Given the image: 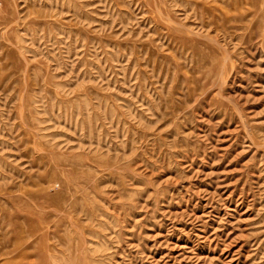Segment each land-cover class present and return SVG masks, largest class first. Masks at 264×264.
Returning <instances> with one entry per match:
<instances>
[{
  "label": "rangeland",
  "instance_id": "obj_1",
  "mask_svg": "<svg viewBox=\"0 0 264 264\" xmlns=\"http://www.w3.org/2000/svg\"><path fill=\"white\" fill-rule=\"evenodd\" d=\"M0 264H264V0H0Z\"/></svg>",
  "mask_w": 264,
  "mask_h": 264
}]
</instances>
